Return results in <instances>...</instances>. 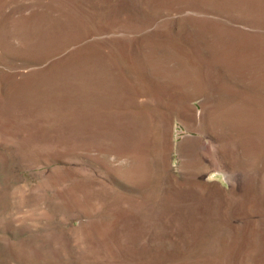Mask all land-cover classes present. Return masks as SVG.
<instances>
[{
    "label": "rangeland",
    "instance_id": "374dc122",
    "mask_svg": "<svg viewBox=\"0 0 264 264\" xmlns=\"http://www.w3.org/2000/svg\"><path fill=\"white\" fill-rule=\"evenodd\" d=\"M0 264H264V0H0Z\"/></svg>",
    "mask_w": 264,
    "mask_h": 264
}]
</instances>
